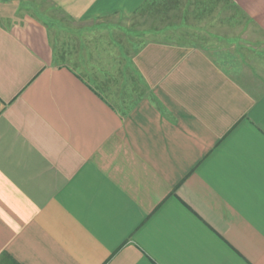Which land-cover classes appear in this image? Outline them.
Masks as SVG:
<instances>
[{
    "label": "crops",
    "instance_id": "obj_1",
    "mask_svg": "<svg viewBox=\"0 0 264 264\" xmlns=\"http://www.w3.org/2000/svg\"><path fill=\"white\" fill-rule=\"evenodd\" d=\"M22 1L0 0V264H264V0H45L111 35L118 105Z\"/></svg>",
    "mask_w": 264,
    "mask_h": 264
},
{
    "label": "rangeland",
    "instance_id": "obj_2",
    "mask_svg": "<svg viewBox=\"0 0 264 264\" xmlns=\"http://www.w3.org/2000/svg\"><path fill=\"white\" fill-rule=\"evenodd\" d=\"M3 6H0V12L5 8ZM182 7V4L176 5L175 10L180 11ZM18 9L37 15L47 24L58 61L68 63L78 70L93 82L98 91L104 92L112 103L118 105L116 96L119 91V77L125 75L134 82L135 75L130 68L123 66L122 53H118L110 41L111 35L95 31L99 28L96 25L68 19L57 8L50 7L45 0H25L20 2L17 11ZM108 81L114 84L110 88L106 85ZM129 83L127 81V85Z\"/></svg>",
    "mask_w": 264,
    "mask_h": 264
},
{
    "label": "trees",
    "instance_id": "obj_3",
    "mask_svg": "<svg viewBox=\"0 0 264 264\" xmlns=\"http://www.w3.org/2000/svg\"><path fill=\"white\" fill-rule=\"evenodd\" d=\"M11 261V260H10ZM15 262V261H14ZM13 263V262H12ZM16 263V262H15ZM17 264V263H16Z\"/></svg>",
    "mask_w": 264,
    "mask_h": 264
}]
</instances>
